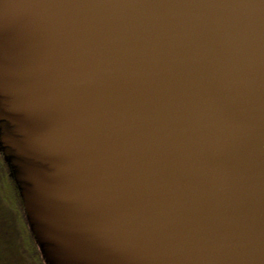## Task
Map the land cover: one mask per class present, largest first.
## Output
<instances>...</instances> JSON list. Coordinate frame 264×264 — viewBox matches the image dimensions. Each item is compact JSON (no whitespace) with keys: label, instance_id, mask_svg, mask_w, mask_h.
Listing matches in <instances>:
<instances>
[{"label":"water","instance_id":"95a60500","mask_svg":"<svg viewBox=\"0 0 264 264\" xmlns=\"http://www.w3.org/2000/svg\"><path fill=\"white\" fill-rule=\"evenodd\" d=\"M0 151L45 264H264V0H0Z\"/></svg>","mask_w":264,"mask_h":264},{"label":"trees","instance_id":"16d2710c","mask_svg":"<svg viewBox=\"0 0 264 264\" xmlns=\"http://www.w3.org/2000/svg\"><path fill=\"white\" fill-rule=\"evenodd\" d=\"M15 193L17 194V190H15ZM18 201L21 203V199ZM20 211L21 213H18L19 219L17 221L20 223L18 235L17 233L11 235L10 232L7 237L0 230V264H21L19 262L20 253L35 264H45L30 231L22 203L20 204ZM13 237H16V240L14 244H11L10 240L14 241Z\"/></svg>","mask_w":264,"mask_h":264},{"label":"flooded vegetation","instance_id":"af4514ba","mask_svg":"<svg viewBox=\"0 0 264 264\" xmlns=\"http://www.w3.org/2000/svg\"><path fill=\"white\" fill-rule=\"evenodd\" d=\"M16 186L10 176V171L4 161L3 155L0 151V230L8 227V234L11 232V226L17 235L19 234L18 213L20 211V204L18 200L19 195L15 193ZM6 235V234H5ZM20 247V245H19ZM19 262L21 264H35L28 260L21 253L19 254Z\"/></svg>","mask_w":264,"mask_h":264},{"label":"rangeland","instance_id":"374dc122","mask_svg":"<svg viewBox=\"0 0 264 264\" xmlns=\"http://www.w3.org/2000/svg\"><path fill=\"white\" fill-rule=\"evenodd\" d=\"M12 228H11V235H15L16 233L14 232V228H13V226H11ZM1 232H2V234H6V236L8 237V227H6V228H4L3 230H1ZM11 237V236H10ZM16 237H13V239H14V241L13 240H10L11 241V244H14L15 243V239Z\"/></svg>","mask_w":264,"mask_h":264}]
</instances>
